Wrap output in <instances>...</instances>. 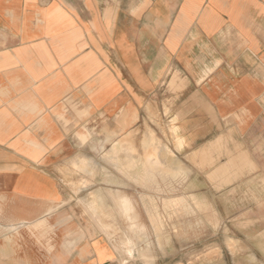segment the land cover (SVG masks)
Listing matches in <instances>:
<instances>
[{
  "label": "crops",
  "instance_id": "1",
  "mask_svg": "<svg viewBox=\"0 0 264 264\" xmlns=\"http://www.w3.org/2000/svg\"><path fill=\"white\" fill-rule=\"evenodd\" d=\"M81 189L105 234L74 214ZM211 246L264 264V0H0V264H186Z\"/></svg>",
  "mask_w": 264,
  "mask_h": 264
},
{
  "label": "rangeland",
  "instance_id": "2",
  "mask_svg": "<svg viewBox=\"0 0 264 264\" xmlns=\"http://www.w3.org/2000/svg\"><path fill=\"white\" fill-rule=\"evenodd\" d=\"M107 156L104 157V164L101 166V176L103 178L102 180V186L106 187L110 184L109 181L110 180V169H111V165L109 162H107ZM91 166V169L92 170H89L88 168L84 167V165H79L77 166L76 168L77 169H80V170H77L79 173H81L83 176L85 177H92L94 178L95 174H94V165H90ZM99 175V173L97 174V176ZM92 181H94L92 179ZM90 181V182H92ZM72 183L76 184L74 181H71ZM95 182V181H94ZM76 187V186H74ZM77 187L79 188H83L84 185H83V181H80V182H77ZM94 187V186H92ZM91 187V188H92ZM73 188V187H72ZM83 190V191H82ZM74 192H76L78 194L77 191L74 190ZM81 192V196H76V197H70V200L72 201V205L73 208L76 207L77 208V211L74 212V214L80 218L81 220H84L87 222V225L90 223L92 226H93V229L96 228L98 231L100 229V220L97 216H95V214L90 211L88 209V204L87 202L84 200L85 198L89 197V191L86 190V189H81L80 190ZM79 192V193H80ZM94 197H96V195H93ZM95 199V198H94ZM196 204V205H195ZM195 206L196 208H198V210L200 211V214L199 216L200 217H206L208 218L209 221H213L214 225L216 226V228H220V226L222 225V222L224 221V218L221 217V215L217 212H215V208H210L208 205H205L203 203H200V202H196L195 201ZM92 208H103V205L99 204V203H96L95 200H94V203L92 205ZM137 211L140 210L141 208H136ZM166 209H169V208H166ZM180 208H178L179 210ZM170 210H175V208H170ZM213 211V212H212ZM164 215H167V219L168 220H172V216H174V213H168V214H164ZM182 215H185V213H183ZM204 217V218H205ZM205 218V219H206ZM111 222V220H110ZM125 222V221H124ZM201 231H204V230H200ZM102 233H104L103 231H101ZM105 234V233H104ZM134 248V246H132ZM136 248H139V246H135ZM218 246H211L208 250H207V247L205 248H200V251L198 252V254L193 258V259H188V261L186 262V264H210V261H208V258L210 257H219L218 259H215V264H224V260L221 259V253L219 252V249H217ZM134 252H135V249H134ZM141 253H145V250H140ZM129 255H132V254H129ZM125 260V259H123ZM136 260H140V258L136 259ZM136 260H133L134 262H137L135 264H140L138 261ZM132 262H130L129 260L127 261H122V263H119V264H131ZM142 264H154L153 263H149L147 261H144Z\"/></svg>",
  "mask_w": 264,
  "mask_h": 264
},
{
  "label": "bare ground",
  "instance_id": "3",
  "mask_svg": "<svg viewBox=\"0 0 264 264\" xmlns=\"http://www.w3.org/2000/svg\"><path fill=\"white\" fill-rule=\"evenodd\" d=\"M89 170L91 169V166L87 167ZM93 184V183H92ZM108 189V187H104L103 189L105 190ZM116 190V189H115ZM105 191L100 192L102 197L100 198L101 200V205H103V209H104V214L106 216H111L112 215V210H111V205L109 202L108 197H106L104 195ZM184 199V198H183ZM143 200V199H142ZM153 200V199H152ZM170 200V199H169ZM185 200V199H184ZM113 201L117 206H114V208H120L121 211L123 212V219L128 220L129 222H136L137 218H138V212L136 208H132L133 207V202L130 198H128L126 195H121V193L114 191V197H113ZM147 203V202H145ZM155 204V203H154ZM157 204V203H156ZM129 208V209H127ZM154 209V208H153ZM157 215V214H156ZM154 219V218H153ZM133 224V223H132Z\"/></svg>",
  "mask_w": 264,
  "mask_h": 264
},
{
  "label": "built area",
  "instance_id": "4",
  "mask_svg": "<svg viewBox=\"0 0 264 264\" xmlns=\"http://www.w3.org/2000/svg\"><path fill=\"white\" fill-rule=\"evenodd\" d=\"M111 264H117V263H111Z\"/></svg>",
  "mask_w": 264,
  "mask_h": 264
}]
</instances>
